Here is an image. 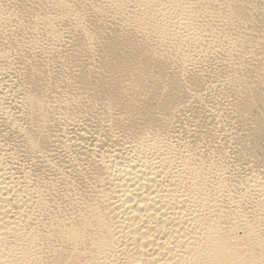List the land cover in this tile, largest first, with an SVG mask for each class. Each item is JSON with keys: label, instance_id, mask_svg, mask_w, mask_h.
Listing matches in <instances>:
<instances>
[{"label": "bare ground", "instance_id": "6f19581e", "mask_svg": "<svg viewBox=\"0 0 264 264\" xmlns=\"http://www.w3.org/2000/svg\"><path fill=\"white\" fill-rule=\"evenodd\" d=\"M0 264H264V0H0Z\"/></svg>", "mask_w": 264, "mask_h": 264}]
</instances>
